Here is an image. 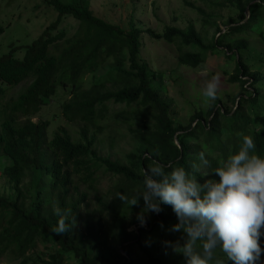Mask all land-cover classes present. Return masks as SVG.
<instances>
[{
    "label": "trees",
    "instance_id": "1",
    "mask_svg": "<svg viewBox=\"0 0 264 264\" xmlns=\"http://www.w3.org/2000/svg\"><path fill=\"white\" fill-rule=\"evenodd\" d=\"M42 1L56 12V20L30 45L11 44L9 53L0 56V169L11 191L0 194V255H9V263L29 264L43 245L39 258L47 260L40 264H59L64 258L78 264H187L181 253L163 244L184 243L182 232L170 231L178 223L171 206L161 205L159 214L146 213V226L140 227L137 215L143 200L129 207L117 196H139L143 169L152 159L190 171L203 152L210 175L199 172L198 178L218 180L212 172L218 161L237 151L241 132L254 139L256 154L264 157V95L258 88L260 77L251 74L248 65L255 61L248 52L249 39L256 35L264 40V0L221 2L219 7L228 5L236 17L229 15L225 33L222 25L206 22L219 30L208 42L192 24L186 29L167 26L157 33L143 29L133 17L127 28L105 21L91 10L92 0ZM33 3L37 10L42 6ZM68 19L75 23L72 33L71 26H63ZM3 33L0 26V36ZM144 35L176 45L182 66L196 69L208 56H224L235 65L229 82L239 84L240 93L207 100L206 107L195 109L189 124H182L171 102L161 96L170 75L153 72L142 57ZM18 51L23 57L16 56ZM21 84L27 87L6 100L8 91ZM60 92L70 95L60 106L61 114L80 128L79 135L63 129L50 140V122L35 123L32 118ZM111 104L120 109L110 112ZM109 125L117 133L118 126L127 125L134 141L124 163L94 149ZM101 174L116 179L112 201L105 202L108 196L99 194ZM57 207L71 210L69 222L73 215L76 219L62 235L52 231L59 219ZM78 223L85 234H76ZM260 243L263 247V238ZM210 264L233 262L218 248ZM258 264H264V255Z\"/></svg>",
    "mask_w": 264,
    "mask_h": 264
},
{
    "label": "rangeland",
    "instance_id": "2",
    "mask_svg": "<svg viewBox=\"0 0 264 264\" xmlns=\"http://www.w3.org/2000/svg\"><path fill=\"white\" fill-rule=\"evenodd\" d=\"M42 5L40 9H35V3ZM224 0H92L90 8L95 15L112 24H120L125 28L128 27L130 17L143 29H152L157 33H163L165 27H178L186 29L190 24L194 26L196 32L205 39L206 42L219 36V30L216 26L208 23L222 25V33L227 32L229 15L236 17V10L232 11L231 7H219ZM213 5L211 6V4ZM197 9H202L206 15L200 13ZM247 17L250 11H247ZM212 14L215 17H209ZM57 18L56 12L51 7H45L42 0H0V26L4 28V33L0 36V56L9 53L10 45L15 47L28 46L33 40L37 39L44 33V29L53 23ZM228 26H226V24ZM63 26H71V33L75 28L72 19L64 22ZM62 27V26H61ZM70 36V33L68 34ZM249 54L255 61L248 62L250 73L257 74L261 83L258 84L260 92L264 95V40L253 35L249 39ZM185 51L188 48L184 49ZM25 51V50H24ZM23 52L18 51L17 57H23ZM178 49L176 45L165 42H157L148 35H144L142 57L150 65L153 72L161 75H170L167 78L166 91L161 92V96L171 102L173 111L176 113L180 122L184 125L190 123V117L194 114L195 109L207 106L208 99L204 96V89L207 81L214 76L219 80V89L217 96L223 99L226 95H235L240 93L239 84L229 82L231 75L235 73L234 63L228 62L224 56H208L205 64L199 68L182 66L178 63ZM209 55V52L206 54ZM225 71L230 72L225 74ZM248 79V77L246 78ZM27 84L16 86L8 91L6 100L17 97ZM70 97L59 93L57 97L50 100L41 112L32 118L37 123L40 121H49L48 137L51 140L53 134L58 130L66 129L71 135H79L80 128L71 122H68L61 114V104ZM120 106L109 105L110 112L119 110ZM24 120V119H23ZM120 132L114 131L109 125L100 134L95 144V151L103 157H109L112 161L125 162L126 155L131 152L134 141L130 134H127L128 126H118ZM0 169V194L8 196L11 191L6 185L5 177ZM200 172L210 175L207 166L201 165ZM103 176V174H101ZM100 175V176H101ZM116 179L110 174L103 176L99 185V194L103 197L108 196L105 202L114 200L112 188ZM110 194V195H109ZM91 195L92 210L97 209L94 197ZM48 206H45L47 209ZM135 227L130 228L133 230ZM76 234H85L86 230L83 224H76ZM264 239V238H263ZM264 247V246H263ZM44 250L40 245L36 253L32 256L33 264L41 263L39 255ZM54 252V251H53ZM122 255L127 256L123 251ZM9 255H0V264H19L21 261L9 263ZM59 264H78L75 260L66 258L60 260Z\"/></svg>",
    "mask_w": 264,
    "mask_h": 264
},
{
    "label": "clouds",
    "instance_id": "3",
    "mask_svg": "<svg viewBox=\"0 0 264 264\" xmlns=\"http://www.w3.org/2000/svg\"><path fill=\"white\" fill-rule=\"evenodd\" d=\"M218 89L219 80L214 76L206 82L204 96L213 101ZM239 136L242 142L237 151L218 161L212 172L218 180L204 178L201 182L198 178L201 165L209 164L203 152L200 163L193 162L190 171L152 159L143 169L139 196H117L129 207L139 206L143 200L137 215L140 227L146 226V213L159 214L161 205L171 206L178 223L170 231L182 232L184 243L163 244L181 253L187 264H210L218 248L233 264H258L264 255L260 243L264 238V157L256 154L250 135L241 132ZM54 214L59 217L52 229L56 235L69 232L76 223L74 215L68 220L70 209L57 207Z\"/></svg>",
    "mask_w": 264,
    "mask_h": 264
}]
</instances>
